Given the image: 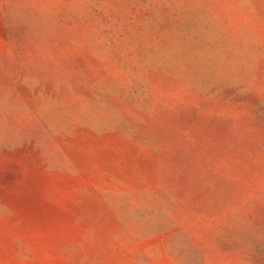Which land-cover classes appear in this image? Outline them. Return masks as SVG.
<instances>
[{"label":"rangeland","instance_id":"obj_1","mask_svg":"<svg viewBox=\"0 0 264 264\" xmlns=\"http://www.w3.org/2000/svg\"><path fill=\"white\" fill-rule=\"evenodd\" d=\"M0 264H264V0H0Z\"/></svg>","mask_w":264,"mask_h":264}]
</instances>
